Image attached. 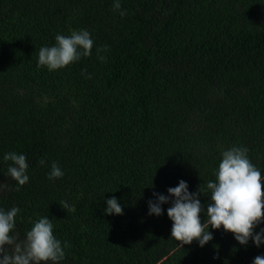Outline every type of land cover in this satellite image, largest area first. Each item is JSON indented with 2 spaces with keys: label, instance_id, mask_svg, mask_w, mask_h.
Listing matches in <instances>:
<instances>
[{
  "label": "trees",
  "instance_id": "trees-1",
  "mask_svg": "<svg viewBox=\"0 0 264 264\" xmlns=\"http://www.w3.org/2000/svg\"><path fill=\"white\" fill-rule=\"evenodd\" d=\"M119 2L124 17L114 0H0V184L11 186L0 209H20L12 235L47 217L59 264H253L264 244L222 227L180 247L174 198L158 217L149 201L183 180L201 188L205 222L206 185L233 147L264 180V0ZM80 30L90 56L38 67L41 47ZM12 152L27 159L24 186L8 176ZM53 162L63 176L49 180ZM111 198L122 215L105 214Z\"/></svg>",
  "mask_w": 264,
  "mask_h": 264
},
{
  "label": "clouds",
  "instance_id": "clouds-1",
  "mask_svg": "<svg viewBox=\"0 0 264 264\" xmlns=\"http://www.w3.org/2000/svg\"><path fill=\"white\" fill-rule=\"evenodd\" d=\"M113 9L119 11L121 17L127 15L121 9L119 0H114ZM56 44L51 47H41L38 53V67L46 66L49 71L63 69L81 57L91 55L93 40L86 30L73 31L70 36L56 35ZM99 51V50H98ZM104 59V57H100ZM248 149L233 147L222 153V160L216 172V181H209L206 189L210 192L211 203L207 205L206 221H201L204 206L201 204V188L197 193L190 194L188 185L181 180L177 187L168 189V196L156 195L155 201H149V215L163 214L161 205L172 200V206L167 209V216L173 222L171 237L179 242V246L191 245L198 241L199 246L208 244L213 236L209 228L233 234L241 246H247L249 240L259 248L264 244V229L254 233V229L264 222V180L261 172L247 157ZM5 161H11L8 176L18 186L28 183L26 174L27 159L15 152L4 156ZM45 160L39 164L43 166ZM63 172L55 162L51 164L49 180L61 178ZM11 190L10 185L0 184V193ZM18 190V189H17ZM106 215H122L123 210L115 198L106 201ZM63 208H69L66 202H61ZM20 209L13 207L8 211L0 209V264H59L65 257L61 242L53 235V225L47 218H40L21 240L12 235L15 218ZM67 246V245H65ZM253 264H264V256H256Z\"/></svg>",
  "mask_w": 264,
  "mask_h": 264
}]
</instances>
